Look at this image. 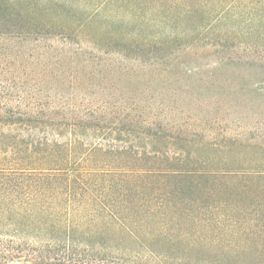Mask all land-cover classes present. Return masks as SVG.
<instances>
[{"label":"trees","instance_id":"16d2710c","mask_svg":"<svg viewBox=\"0 0 264 264\" xmlns=\"http://www.w3.org/2000/svg\"><path fill=\"white\" fill-rule=\"evenodd\" d=\"M26 1L0 0V264H212L183 253L219 242L208 234L224 226L232 232L238 220L247 225L241 240H252L264 209L245 198L239 203L236 189L264 180V167L256 168L241 149L254 144L220 137L213 131L216 124L220 129L216 116L213 122L167 120L163 102L142 95H162L151 82L163 78L179 83L171 91L186 96L217 89L204 96L213 113L264 111V79L234 84L216 73L226 66L264 75V2L234 10L228 29L213 28L231 9L205 27L181 30L213 29L205 44L238 40L247 50L217 52L211 74L203 77L182 70L177 52H160L181 42L178 33L170 34L175 16L165 10L143 16L157 31L144 36L133 30L115 41L133 52H102L105 57L72 68L80 35L96 22L105 30L107 4L120 1ZM67 4L80 13H70ZM183 10L189 16L191 9ZM56 39L75 50L53 70ZM250 83L255 96L245 93ZM221 98L222 107L216 105ZM235 148L241 149L238 165L229 158ZM210 180L222 182L210 186Z\"/></svg>","mask_w":264,"mask_h":264},{"label":"rangeland","instance_id":"374dc122","mask_svg":"<svg viewBox=\"0 0 264 264\" xmlns=\"http://www.w3.org/2000/svg\"><path fill=\"white\" fill-rule=\"evenodd\" d=\"M20 3H26V0H19ZM35 1V0H32ZM37 1V0H36ZM99 0H91L89 3L90 5H95ZM120 2L116 4V1L107 4L106 11L111 14L109 20L105 23V30L102 27L96 24L92 25L91 27L87 28L85 32H83L81 36V50L77 51L80 55H77L78 62L76 64H69L72 68H77L82 66L83 60L86 58H90L91 60L97 61L99 56L105 57L102 52H133L130 50L124 51L120 50L116 47L115 41L124 38L129 32L136 31L139 34L144 36H148L150 32L157 31L159 27L150 26L147 24L143 16L148 14L150 11H162L165 10L166 15L173 14L175 16V22L172 24L170 34H174V32L178 33V39H181L180 43L172 44L171 49H165L164 51L160 52H177L174 57H176V61L178 62L179 66L182 67V70L187 71L189 75H196L197 73L202 75L203 77L207 76L206 74H211L208 72L212 70L216 62L217 52H247L244 48L243 44H240L238 40H230L226 43L221 42L215 46H210L205 44L206 42H212L210 37L213 35V29H218L219 31L224 29H228L230 24H226L227 22L231 21L233 18L234 10L243 9L248 6H257L258 4H262L264 0H119ZM264 4V3H263ZM131 10L132 15L123 16L121 9ZM67 8L70 9V13L76 12V14L80 13L79 9H74L73 7H69L66 5ZM65 8V12L68 9ZM191 9L189 16L181 15L184 14L183 9ZM230 10V12H226L222 14L220 17V23L216 24L215 28L211 29L212 31L205 34L202 31L199 34H182L181 30L184 28H190V30L194 27H205L208 22H210L216 14L222 12L223 10ZM149 11V12H148ZM148 12V13H147ZM69 13V12H68ZM134 13V14H133ZM134 15V16H133ZM40 20H44V18L39 17ZM109 31V32H108ZM108 32V33H107ZM209 34V35H208ZM171 36V35H170ZM238 42L237 45L235 42ZM52 43L53 41H49ZM66 46V48H64ZM68 45H63V43L59 42L56 39L55 48L51 52H55L54 58H51V68L53 70H58L62 68V57L65 56H72L75 49L68 48ZM147 52H153L149 50ZM155 52V51H154ZM35 55L41 54V52H32ZM178 54V55H177ZM180 54L181 57H179ZM111 58H115L118 53H112ZM181 60V61H180ZM67 62V61H66ZM65 62V63H66ZM128 64L134 65L133 69H136V63L131 60H127ZM103 60L100 61V65L102 67ZM30 63L26 64V68L29 69ZM187 65V66H186ZM98 69H104L98 68ZM220 77L224 78H233L235 80L234 84L237 82L242 83H249L248 80L259 81L264 79V75L260 74L258 71H254L251 69H230V67L222 68L221 70H217L216 72ZM183 76H185L182 73ZM142 76V73L139 74ZM147 76L144 74L141 78ZM148 79V77H147ZM164 80L163 78L155 79L151 83V87L156 90H161L162 95L158 94L157 91L153 92H145L142 96H145L151 100L154 99L158 102L162 101V117L166 118L167 120L173 119H186L188 122L198 121L200 118H209L212 122L214 116L218 118L220 121L218 128L217 124L213 126V131H216L221 134L220 137H231L237 138L239 141L246 143V144H254L253 148H241L248 158H252L255 160L257 167H264V111H260L258 114L253 113H245V111H232L225 113L222 109L217 108L218 110L216 113H213L211 110L204 106L203 102L205 103L210 98H205L204 96H213L214 92H218V90L214 91H204L201 95L194 94L192 96H186V94H182L181 92L173 93L174 87L179 86V83L169 84L168 81L165 82L161 81ZM161 81V82H160ZM145 85L146 82L144 81ZM181 84V83H180ZM147 88H150L147 87ZM257 91L255 85L250 83L249 88H247V95H253L254 91ZM195 90H191L193 93ZM95 92V91H94ZM98 93V92H97ZM96 96V95H95ZM106 96V95H105ZM223 98V96H222ZM218 101L216 105L221 106V100ZM149 101V100H148ZM157 102V103H158ZM178 108L175 110L173 108ZM226 109V108H225ZM179 110L185 112L184 114L179 113ZM226 111V110H225ZM189 112V113H188ZM189 114V115H188ZM190 118H189V117ZM212 118V119H211ZM224 128V129H223ZM235 148V153L230 155L229 157L233 165L241 164V156H238L237 150H241ZM255 166V165H254ZM222 182V181H221ZM221 182H212V180L208 181V185L210 186H217L220 185ZM213 183V184H212ZM207 185V186H208ZM249 187L241 189L237 188L236 192L238 196H236L239 203L245 201L247 204L251 201L255 206L254 209L263 210L264 209V180L252 182L248 184ZM223 187V186H222ZM225 189V185L222 190ZM191 195V193H190ZM189 195V196H190ZM197 196V194L195 195ZM194 196V197H195ZM245 198V199H244ZM257 213V210L255 214ZM237 219V218H236ZM257 226H254L251 229L254 232V235H251L252 240L247 241V244L241 240L244 238L243 231L245 230V226L241 225L239 220L237 221V226L235 229L230 232V229L224 227H218L214 232L209 233L210 237H219L221 240L218 242L216 240L215 243H212L211 246H197L188 248L187 251L183 253V255L188 254L193 259L200 258L203 260H207L209 263L212 264H264V223H254ZM194 232L198 233L199 230L195 227H192ZM231 233L232 236L229 234ZM222 236V237H221ZM231 236V237H230ZM184 246V245H181ZM10 264H25L20 261H15Z\"/></svg>","mask_w":264,"mask_h":264}]
</instances>
